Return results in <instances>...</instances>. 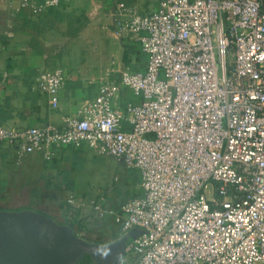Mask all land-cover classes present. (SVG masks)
I'll return each mask as SVG.
<instances>
[{"label": "built area", "instance_id": "built-area-1", "mask_svg": "<svg viewBox=\"0 0 264 264\" xmlns=\"http://www.w3.org/2000/svg\"><path fill=\"white\" fill-rule=\"evenodd\" d=\"M38 14L69 0H15ZM115 37L144 68L105 71L97 94L61 126H0L17 158L45 160L85 144L138 173L140 193L111 215L129 241L120 264H264V0H158L139 14L116 4ZM61 69L37 88L57 103ZM121 90L136 101L121 105ZM72 205V199H66Z\"/></svg>", "mask_w": 264, "mask_h": 264}, {"label": "crops", "instance_id": "crops-1", "mask_svg": "<svg viewBox=\"0 0 264 264\" xmlns=\"http://www.w3.org/2000/svg\"><path fill=\"white\" fill-rule=\"evenodd\" d=\"M3 1L14 12L33 14L27 8L18 7L15 0ZM108 1H105L107 7L104 6V0H101L98 6L91 7L87 14L89 18H92L104 13L108 18L110 32L112 26L109 12L116 4L131 6L139 14L154 11L158 4V0H110L109 4ZM30 41L34 42L35 46L28 44ZM119 42L122 45L120 40ZM35 48L38 49L37 53L43 49L33 35L24 42L15 43L14 46L15 53L24 58H32L31 55L35 56L36 53H30V50ZM2 49L0 45V51ZM8 57L10 62L6 64ZM8 57L4 63L0 61V126L22 128L24 126L49 124L59 127L66 116L75 115L83 102L92 99L97 94L98 79L104 74L97 78L85 80L84 77H78L71 72L73 70L68 71L62 67L51 68L61 69L65 77L62 87L57 93V103L51 105L48 102V97L36 85V79L44 72L42 68L38 70L30 60L23 64H14V56ZM143 68L144 60L140 59L137 68L131 70H142ZM127 92V90H121V102L136 101L134 97H128ZM94 155L98 154L85 144H80L78 146L57 147L50 160L43 159L38 153H28L17 158L14 148L2 143L0 145V209L19 210L34 207L57 223L65 224L76 220L84 225H90L93 235L91 234V239L87 241L98 243L113 241L121 234L119 228L116 231L110 230V224L113 222L112 216L94 212L90 202L100 203L115 212H118V208L123 202L112 203V198L108 199L100 195L93 196L96 197L93 199L88 194L86 195L89 187L82 186L84 179L81 162L92 160ZM135 185H137L135 191L139 194L138 183ZM68 198L72 199V205L66 203ZM25 199L40 201L23 203ZM41 200H59L56 204L57 210L40 209V205L51 206V204L42 203ZM129 257L128 255L127 259ZM122 261L124 262V258Z\"/></svg>", "mask_w": 264, "mask_h": 264}, {"label": "rangeland", "instance_id": "rangeland-1", "mask_svg": "<svg viewBox=\"0 0 264 264\" xmlns=\"http://www.w3.org/2000/svg\"><path fill=\"white\" fill-rule=\"evenodd\" d=\"M100 1L69 0L52 10L31 15L14 12L6 2L0 0V45L3 48L0 51V61L4 63L12 55L14 64H23L30 60L38 70L42 68V71L62 67L68 71L73 70L71 72L85 80L97 78L106 70L111 72V79H116L120 69H136L139 60H145V55L142 53L139 57L131 54L128 47L120 44L119 38L110 32L108 18L104 13L89 18L87 11L91 7H97ZM32 35L42 46V51L37 53L36 48L30 50L32 54L36 53L35 56L31 55L32 58H24L15 53V43L24 42ZM133 44L139 46L137 42ZM127 96L131 97L128 92ZM81 165L84 179L82 186L89 187L86 195L93 199H96L93 196L100 195L112 198V203L124 202L137 187L125 179L137 171H131L111 156L94 155L92 160H85ZM39 201L25 199L23 203ZM41 201L51 206L40 205V209L57 210L56 204L59 200ZM117 229V224L112 222L110 230Z\"/></svg>", "mask_w": 264, "mask_h": 264}, {"label": "water", "instance_id": "water-1", "mask_svg": "<svg viewBox=\"0 0 264 264\" xmlns=\"http://www.w3.org/2000/svg\"><path fill=\"white\" fill-rule=\"evenodd\" d=\"M141 230L131 229L109 243L87 241L64 223L33 209H0V264H120L125 248Z\"/></svg>", "mask_w": 264, "mask_h": 264}, {"label": "trees", "instance_id": "trees-1", "mask_svg": "<svg viewBox=\"0 0 264 264\" xmlns=\"http://www.w3.org/2000/svg\"><path fill=\"white\" fill-rule=\"evenodd\" d=\"M105 1L107 2V0H104V6H106L105 5ZM109 2H110V0L108 1V4H109ZM107 7V6H106ZM105 7V8H106ZM53 8H55V7H50V8H47L46 10L48 11V10H52ZM44 12V11H43ZM34 41V40H33ZM121 41V43H122V46H126V47H128V49H129V52L131 53V54H137V55H141L142 54V52L140 51V49H139V46L138 47H136V46H134V44L133 43H135L136 41H134V40H124V39H122V40H120ZM28 44H30L31 46H35L34 45V42L32 43L31 41L28 43ZM10 58L8 57L7 58V60H6V64H8L9 62H10V60H9ZM123 104V102H121V105ZM130 169V168H129ZM131 171H135V169H130ZM132 173V172H131ZM128 181H129V183H131V184H133V185H135L136 183H138V181H139V178H138V173H132L129 177H128ZM139 193H140V190H139ZM137 195H139L136 191H134V192H130V195L128 196V198H131V197H134V196H137ZM128 198H126L124 201H126ZM33 210H35V211H37V212H40L39 210H37V208H34V207H31ZM65 224H67L72 230H73V232H74V234L75 235H77V236H80L81 238H83V239H86V240H90L91 239V237H90V235L93 233L92 231H91V229H90V225H87V224H82V223H80L79 221H69V222H67V223H65ZM120 232V231H119ZM93 235V234H92ZM95 236V235H94ZM93 239H95V238H93ZM92 239V240H93ZM97 239H99L98 237H97ZM100 240H102V239H100ZM99 240V241H100ZM94 241V240H93ZM78 263H82V264H90V261H89V258L86 256V255H84L83 257H82V259L78 262Z\"/></svg>", "mask_w": 264, "mask_h": 264}]
</instances>
